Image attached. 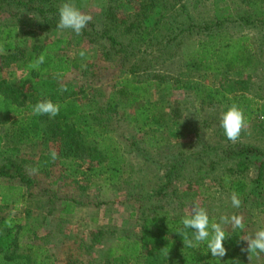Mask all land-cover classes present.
Listing matches in <instances>:
<instances>
[{
	"label": "trees",
	"instance_id": "16d2710c",
	"mask_svg": "<svg viewBox=\"0 0 264 264\" xmlns=\"http://www.w3.org/2000/svg\"><path fill=\"white\" fill-rule=\"evenodd\" d=\"M86 1L70 0L78 8ZM105 1L102 28L90 22L83 30L98 56L91 63L90 57L66 54L76 46L74 33L54 37L66 0H0V264H247L242 251L250 235L247 216L244 230L225 227L226 255L220 262L203 244L184 247L177 232L193 203L209 211L217 192L235 191L245 212H264V151L241 138L230 142L220 127L218 141L206 143L190 123L194 138L187 144L185 133L172 132L167 124L181 119L183 109L172 101L181 92L191 95L198 109L214 111L210 120L218 126L220 114L239 105L253 138H264L263 111L250 94L252 76L259 65L264 68L259 60L264 50L248 35L230 32L232 26L263 29L264 0H237L245 8L237 15L213 0V20L198 25L178 21V12L186 9L182 0ZM162 30H177L160 43L167 48L177 40L174 46L182 51L176 75L155 72L157 63L144 59ZM42 53L40 68H29ZM232 73L238 76L229 77ZM68 74L84 76L83 83L61 84ZM43 99L60 105L57 116L33 114ZM119 123L136 133L128 143L131 151L154 167L152 189L132 186L124 200L133 206L136 232L114 234L106 246L104 237L112 231L97 230L91 245L101 249L94 263L70 253L57 256L47 245L46 223L49 217L63 222L82 208L69 193L116 192L130 182L132 169L114 135ZM9 206L15 215L4 212Z\"/></svg>",
	"mask_w": 264,
	"mask_h": 264
},
{
	"label": "rangeland",
	"instance_id": "374dc122",
	"mask_svg": "<svg viewBox=\"0 0 264 264\" xmlns=\"http://www.w3.org/2000/svg\"><path fill=\"white\" fill-rule=\"evenodd\" d=\"M186 9L180 10L179 22L187 25L188 22L194 24H202L203 22H208L213 20V0H182ZM220 7L228 5L230 9L234 11L235 15L244 8L237 0H221L219 2ZM106 7L105 0H88L86 3L80 6V10L92 16L91 23L96 27L101 29L103 25L102 11ZM175 27H177L175 25ZM230 29L234 35L246 34L251 38L252 44H254L260 51L264 50V28L261 30H251L244 29V27L232 26ZM84 29H88L86 26ZM83 29V30H84ZM76 35L70 29L60 30L57 29L54 32V37H63L66 31L72 34L74 33L76 46L72 48V51L68 50L67 55L76 57L77 55L83 57V59L89 58L90 62L97 61L98 56H95V44L89 42L91 39L89 36L83 33ZM174 31L162 30L158 36V41H154L153 44L147 51L150 54L149 57L144 56V59H152L155 65V72L165 73L168 75H176L178 72V65L181 61V51L180 48H176L174 44L177 40L172 42L170 47L164 48L161 40L163 36L168 35L172 37ZM189 37L187 39H191ZM185 40V39H184ZM186 42V40H185ZM259 52L255 53L258 54ZM83 53V55H81ZM260 62L264 63V56L259 58ZM145 61V60H144ZM100 67H104L107 64L99 62ZM261 68V69H260ZM229 77H237L238 75L232 73L228 75ZM84 76H77L75 74L66 75L61 84H75L83 83ZM110 75L104 76L103 80H109ZM78 80V81H77ZM107 88L100 90L99 99L103 100L106 95ZM183 94V93H182ZM181 92H175L173 95V100H177L179 107L183 109L181 113V119L174 121L168 119L167 127L172 130V132L182 131L185 133V143L192 144L193 134L191 133L190 125L194 131H198L202 139L207 143L214 144L218 141L217 136H215V130L220 127L218 122L213 121L211 123L210 116L215 113L211 109H198L194 104V100L191 95L183 94ZM252 96L255 95L259 99L261 109L263 111L264 118V68L261 65L258 66V71L251 78V91ZM186 119V120H185ZM190 123V125L188 124ZM188 126V128L185 127ZM221 128V127H220ZM190 132V133H189ZM135 131L128 128L124 123H119L116 129L115 137L118 142L123 146L128 165L132 169V175L130 177V182L124 185L116 192H96L88 191L83 192H70V196H73L84 204L80 209L79 216L69 217L63 220V222L58 221L56 218L49 217L46 223V229L49 233L47 245L51 251L57 256L64 257L69 255V253L75 257H79L82 261H90L94 263V259H97V250L101 249V245L95 244L91 245L92 234L97 230L102 228L103 230L112 231V235H105L104 239L105 245L107 246L115 238L114 234H120L123 232H129L133 230L136 232L135 221L136 218L130 217L133 211V206L129 205V202L124 201L127 192H132L134 190L132 186L144 185L145 189L149 191L155 185L154 167L146 162L143 158L133 153L128 146L129 141L135 137ZM243 142L254 143L256 146L261 147L264 151V138L260 137L257 140L253 138L252 129L250 126L246 131L241 133L240 136ZM31 173V171H30ZM40 185L46 184V179L38 178ZM70 190V189H68ZM104 202L105 204L96 206L97 203ZM132 202V201H131ZM247 209V208H246ZM244 207L234 208L231 205L229 196L225 193H215L212 200L209 203L210 215L215 217V220H219L221 215L231 216L232 214L243 215L245 218L247 216L248 231L253 234L256 230L264 228V212L252 211L245 212ZM134 221V222H133ZM229 228L231 226H225ZM232 228V227H231ZM92 246V248H91ZM264 263V254H261L259 258L247 262V264H262ZM95 264V263H94Z\"/></svg>",
	"mask_w": 264,
	"mask_h": 264
},
{
	"label": "clouds",
	"instance_id": "9594fccd",
	"mask_svg": "<svg viewBox=\"0 0 264 264\" xmlns=\"http://www.w3.org/2000/svg\"><path fill=\"white\" fill-rule=\"evenodd\" d=\"M59 21L57 28L60 30L70 29L76 35L82 34V30L91 22L92 16L82 12L70 0L62 3L58 9ZM3 52V47L0 46V53ZM83 55V53H81ZM45 61V54L42 53L36 60L29 64L31 69H39ZM62 91H67L63 88ZM34 115H48L51 118L57 116L60 112V105L54 103L50 99H43L38 101L32 108ZM220 127L224 131V135L232 143L239 140L241 133L246 131L249 127L247 117L243 109L233 103L226 111L220 114ZM50 157L53 162L58 158V153L55 149L50 152ZM32 172L35 174L38 169L33 168ZM232 207L240 208L242 200L239 194L232 191L229 195ZM181 228L177 232L183 240L184 247L198 248L201 244L205 245L207 253L210 251L213 261L220 262L219 258L226 255L224 241L226 240L225 226H231L233 229H245L243 215L232 214L221 215L219 220H210L209 213L205 207L198 203H193L181 221ZM11 226V221H8ZM244 241L247 242V248L242 249L248 253L249 261L252 260L253 255L257 258L264 254V228L256 230L253 234L246 236Z\"/></svg>",
	"mask_w": 264,
	"mask_h": 264
},
{
	"label": "crops",
	"instance_id": "0c3cea01",
	"mask_svg": "<svg viewBox=\"0 0 264 264\" xmlns=\"http://www.w3.org/2000/svg\"><path fill=\"white\" fill-rule=\"evenodd\" d=\"M12 206H9V207H7V208H4L3 210H4V212L5 213H8V212H12L13 213V215H15L16 214V211L15 210H12ZM81 209V208H80ZM80 209L78 208L76 211H75V214H73L71 217H74V216H79V212H80ZM18 214V213H17ZM18 217H19V215H18ZM53 218V217H52ZM48 220V219H47Z\"/></svg>",
	"mask_w": 264,
	"mask_h": 264
}]
</instances>
